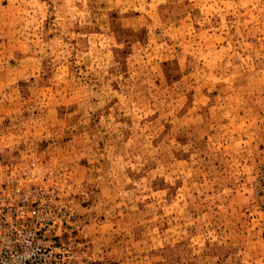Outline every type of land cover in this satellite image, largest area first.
<instances>
[{"label": "rangeland", "instance_id": "obj_1", "mask_svg": "<svg viewBox=\"0 0 264 264\" xmlns=\"http://www.w3.org/2000/svg\"><path fill=\"white\" fill-rule=\"evenodd\" d=\"M31 187L67 264H264V0H0V194Z\"/></svg>", "mask_w": 264, "mask_h": 264}, {"label": "built area", "instance_id": "obj_2", "mask_svg": "<svg viewBox=\"0 0 264 264\" xmlns=\"http://www.w3.org/2000/svg\"><path fill=\"white\" fill-rule=\"evenodd\" d=\"M38 189L9 188L0 194V264H67L69 253L52 245L50 205Z\"/></svg>", "mask_w": 264, "mask_h": 264}]
</instances>
